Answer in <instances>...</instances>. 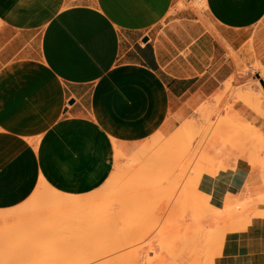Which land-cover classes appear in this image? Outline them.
Here are the masks:
<instances>
[{"label": "crops", "instance_id": "1", "mask_svg": "<svg viewBox=\"0 0 264 264\" xmlns=\"http://www.w3.org/2000/svg\"><path fill=\"white\" fill-rule=\"evenodd\" d=\"M181 1L0 0V210L42 181L67 196L91 193L113 173L116 152L155 139L157 164L139 180L144 204L134 212L143 214L133 218L192 220L184 215L192 194L215 210L249 197L263 171L247 159L214 175L194 173L195 160L184 179L155 177L180 170L183 152L164 155L171 139L181 146L194 134L190 151L198 154L204 111L222 124L221 139L230 126L252 129L233 136L243 142L233 154H264V99L247 103L264 81L256 71L258 84L240 79L263 36L264 0H205V8ZM167 201H178L176 211ZM254 213L224 235L212 264H264V202Z\"/></svg>", "mask_w": 264, "mask_h": 264}, {"label": "rangeland", "instance_id": "2", "mask_svg": "<svg viewBox=\"0 0 264 264\" xmlns=\"http://www.w3.org/2000/svg\"><path fill=\"white\" fill-rule=\"evenodd\" d=\"M191 4H192L191 2L186 4L185 0H182L181 3L179 2L178 5L183 7V6H187V5L189 6ZM262 35L263 36L256 41V44H255L256 48H254V50H253V59H252V62L250 64L251 71H249L248 68H245L244 71L241 74V78L240 79L242 81L246 80L245 82H247V83L256 82L258 84V81L256 79L252 80V78L254 79V71H256L257 73L260 72V69L256 68V63H260V66L262 65V68L264 69V26L262 28ZM245 73H247V74H245ZM257 112L259 114H263L262 110H260L258 107H257ZM203 125H204V127H203ZM197 129H198V131L200 133V140H199V142L196 145L197 147L195 146L196 149L198 148V150H197L198 154H196L197 152H193V150L190 151L191 150L190 146H192L191 142L189 141L191 139L190 138L187 141L188 143H190V145L188 144L189 146H187V144L185 143L186 144L185 146L187 147V148L185 147L186 148L185 151H183L184 150V145L179 146L180 147L179 150L184 153V157H185V158L184 157L180 158L178 156V161L177 162L179 163L178 168H180V170L172 171V172L168 171L167 176L165 175L164 172H161V173H159V174H157L155 176L156 178H163V179H165V178H168V179H173V178H177L178 179V178H180V179H184V178L187 177L186 173H188L185 170V166H189L195 160L196 161H195L194 166L192 168V171L194 173H196V174L208 173V174L214 175L221 169H227L229 167L232 168L234 163L239 158L245 159V160L247 159L249 161L250 165L260 164L262 166V171H263L262 173L263 174L260 176V178L256 179L255 183L252 186V190L250 191L249 197H246L244 200L232 199L231 202L227 203L224 206V208L221 209V210H215V209L210 208L205 202H202V201H200L198 199H195L193 197V194H192L191 200H189L184 205L185 206V214L184 215L186 216L187 213H189L188 211H190L191 212V216H193V220L195 219V221L188 220V223L193 222L191 229H192V232H194L193 233L194 240H192V238H193V236H192V238L190 240L193 241V242H190V244L192 243L191 245H193V243H194V245H193V248H192L193 250L189 249L190 252L193 251V254L191 253V255H189L190 253L188 251H186L188 254L185 253V250L188 248L187 246L189 245V244L187 245L186 243H189V242H186V240H185L184 243L181 242V241H184V240H182L181 239L182 236L179 237V234H178L179 233L178 231L182 230L183 228L182 229H180V227L177 228L176 231L178 233L176 232V234H175V231L173 232L172 230H170L171 232L168 231L169 233L165 232L166 230L170 229L169 227H171L170 225L172 224V220H173L172 218H169V219H165V218H145V219L144 218H134L133 219V217H128L130 215L143 214V213H135L134 212L135 210H138V207H141V205H143V203L141 204V203L138 202V199H140V197H141V192L137 193L136 189L140 190V187H138V184H140L139 180H141L142 178H144L146 180L151 178V176L149 174V172H151V169H149V168H147L145 166H147L148 163L151 164V161H154V158H153V160L150 159L151 154L153 155L154 152H149L148 154L146 153V154H144V156H143V154H139L141 149L143 150V146L142 145H140L138 147V150H137L138 153L135 152V151H132V150L123 151L121 149L119 150L120 151V153H119L120 155L117 154V152H116V164H115V169H114L113 173L104 182V184L102 186H100L95 191L84 195L87 198H90V196L94 195V196H92V198L93 197H97V198H94V199H98V200H99V198H102L101 201H99V202L94 200V199L92 200V201H96V203L92 202L93 205L91 206V209L97 210L98 208H100V209H98V212H101L99 210H101L102 208L106 209V210L108 208H110L109 212H114L117 209H114V211H111V205L114 204V202H115L116 206L112 205L113 208L117 207L119 209V204L118 203H120V201L122 202L123 199H124L123 202L125 203V205H124L123 202L120 203L121 208L123 210L121 208H120V212H119V210H117V212H115V214H117V215L119 214V215L118 216L114 215L115 217L112 216L114 218L113 220L110 221L108 218L107 219H105V218L103 219L102 217H101L102 218L101 219L100 218V214H99V216L96 215L97 217H95V218L94 217L90 218L91 220H89V218H88V220L85 221L86 224L83 222L84 224L83 223H77V224L76 223H72V225H71V224H68V223L63 224V221H61L62 225H54V226H51L49 228H44L42 226L46 222V220H44V218L49 213H47L44 210L47 215H45V217L41 216L43 213L45 214V212L42 211V214L40 215L41 210L43 209L41 207L42 209L40 208V211L37 210V211H34L31 214H34L35 212L37 213L39 211V215H37V217L40 216V217H42V218L44 217V218L43 219H39V220L37 219L38 221H36V224H34V226H28V228L22 227V228H25L23 230V231H25V234L23 236H21V237L19 236V239H13V240L9 239L10 241L8 240V242H6L4 240V238L5 237L8 238L7 234L5 236L3 235L5 233L4 232L5 229L2 230V228H0L1 232L2 233L4 232L2 234L4 237L0 238V239H3L4 242H6V243H3L4 244L3 245L4 248H5V245H6V246L9 247V248L8 247L7 248L11 249V250L12 249H15V250L16 249H18V250L20 249L19 252H21L23 249L25 251V249H28V248L30 250H31V248H32V250L36 249L35 251H37V249H39V250H41V249L42 250H48L49 253L56 254V257H59L61 255V256L67 257L68 259L71 258V257L77 256V255L93 256L95 254H100L101 256H104L97 262V264H175V263L176 264H183V263H186V264L187 263L188 264H212V259L217 254L218 247H219L220 242L222 241L224 235L227 232H229V231H235V230L243 229L244 221L248 220L246 217L247 216H249V217L256 216V214L254 213L256 205L259 202H264V195L260 196V194L264 193V182L262 181V179H264V154H258L256 156V154H254V153L253 154H247V155H239V154H233L232 153V150H233L232 148L239 147V146L243 145L242 141H240L238 138H233V136L234 135L235 136L236 135L239 136V133L245 132L247 130L251 131L252 129L250 127L249 128H238V127H235V126H230L228 129H226V136L223 139H221V138H219L217 136L220 135V134L218 135V131L221 132L222 124L218 123V122L217 123L216 122L215 123L210 122L209 119H207V114L204 111L199 117V123H198ZM200 131L202 132L203 135H201ZM205 136H208V137L210 136V138L207 139V138H205ZM253 140H250V141L253 142ZM170 141H172V139ZM191 141H192V139H191ZM209 141L212 142V143H210V145H208ZM153 142H154V144L155 143H159L157 141V139H155L154 141H152L149 144V145H151L150 147H154L153 146L154 145ZM169 143L167 142L166 143L167 145L165 144V149L166 150L168 149L170 151V149L168 147H170V148L172 147L173 148L174 147L173 146L174 142H173V144H170V146L168 145ZM149 145H147V148L149 147ZM253 145H255V142L253 143ZM150 147H149V149H150ZM116 149H118V148H116ZM174 149H175V147L171 151L172 152H174V151L176 152V149L175 150ZM148 151H146V152H148ZM169 151H167L168 154L166 152H165V154L171 155L172 152H169ZM141 153H142V151H141ZM133 154H135V156H136L135 158H138V159H134ZM149 155H150V157H149ZM118 156H120V157H118ZM148 158H149V161H148ZM146 161H148V163ZM144 164H146V165H144ZM149 164H148V166H149ZM143 167H144V172H146V174L143 172ZM142 174H143V176H142ZM121 188H123V190H124L123 194L125 196L124 195L122 196V195L118 194V191ZM174 189H176V188H174ZM180 189L181 188L176 189V190H180ZM191 191L193 193L194 187H191ZM48 196L51 197L50 194ZM258 196H260V197H258ZM171 197H169L168 199L170 200ZM61 198H63V197H61ZM125 199H127V200H125ZM56 202H58V201H56ZM60 202L61 201L59 200V203ZM110 202L111 203L113 202V203L110 204ZM129 202H131V203L133 202V203L131 204ZM128 203L130 205H128ZM172 203L173 202H171V201H167L166 203L163 204V206H166V208L169 210V208H171V206H173L174 204L176 206L178 205L177 204L178 201H176V203L174 202L173 205H172ZM43 204H45V203H42V205ZM117 204H118V206H117ZM87 205H91V203L87 204ZM108 205H110V207ZM17 206H19V205H17ZM17 206H15V207H17ZM102 206H104V207H102ZM128 206H129V209H130L129 211H127L128 209L127 210L125 209V207L127 208ZM84 207H85V205H84ZM178 208H179V210H182L183 206L179 205ZM44 209H46V208H44ZM206 209L213 210L215 213L211 212V211H207L206 212L205 211ZM86 210L88 211L89 209H86ZM86 210L84 212H82V213L86 214ZM121 210H122V212H121ZM2 211H4V210H2ZM9 212H6V213L8 214ZM88 212H90V211H88ZM98 212H97V214H98ZM109 212H107V213H109ZM12 213L14 214V211ZM12 213H11L10 217H12ZM17 213L18 212H16L15 214H17ZM82 213H80V214H82ZM94 213H92V214H94ZM107 213L106 214L103 213V214L107 215ZM0 214H1L0 217L2 216L1 217L2 219L0 221L3 220L2 222H0V223H2L1 224V226H2L3 224L6 223V221H8L9 217L7 218V216H9V214L8 215L5 214V218L3 217L2 213H0ZM89 214H91V212ZM103 214H102V216H104ZM127 214H129V215L127 216V218H125L126 217L125 215H127ZM13 217L16 219V217L14 215H13ZM121 217H123V219H121ZM12 218H10V219H12ZM117 218L119 219L118 220V224L116 223ZM124 218H125V220H124ZM10 219H9L10 222L8 221L9 224H11V222H12ZM15 219L13 220L14 221L13 223H15V221H16ZM120 219H121V222H120ZM49 220H51V219H49ZM101 220H103V221L101 222ZM107 220L109 222H112V221L113 222L109 224ZM147 220H148V223H147ZM162 220H163L164 223L162 222ZM175 220H176V218H174V220H173L174 223L176 221L178 223H183V222H185L186 219H177L176 221ZM181 220H182V222H181ZM165 221H167V222H165ZM16 222H18V220ZM186 222H187V220H186ZM8 223L6 224L7 226H8ZM18 223H20V222H18ZM18 223H16V225ZM50 223H48V224H50ZM57 223L58 222H56V224ZM137 223L138 224L140 223L141 225L140 224L138 225ZM78 224H79V226H78ZM88 224H90V225H88ZM123 224L125 225L124 227H123ZM143 224H144V226H146V228H144ZM163 224H165V225H163ZM211 224H213L212 227H210V228L207 227V226H209ZM19 225H21V224H19ZM134 225H135V227H134ZM174 225L172 224V226H174ZM178 225L177 226L175 225V227H178ZM141 226H143V227H141ZM165 226H166L167 229L165 228ZM4 227H6V226L4 225ZM159 227H162L164 232ZM12 228H13V226H12ZM97 228L100 231L97 230ZM131 228H133V229H131ZM139 228H142V229H139ZM9 229L11 230V228H9ZM104 229H107V231L104 230ZM137 229H139L138 230L139 232L136 231ZM64 230H65V232H64ZM117 230H119V231H117ZM185 230H187V229H185ZM6 231H7V229H6ZM12 231H14V230H12ZM121 231H123V232L125 231V232L123 233ZM159 231L161 232V234H160ZM21 232H22V230H21ZM80 232H82V233H80ZM131 232L133 233V235H132ZM134 232H136L135 233L136 235L134 234ZM155 232L158 234L159 238H158V236H157V234ZM189 232L191 233L190 229H189ZM189 232H188V234H189ZM16 233H15V235H16ZM100 233L101 234L103 233L102 236H101ZM117 233H118V236H117ZM162 233H164V234H162ZM11 234L12 233H10V235ZM80 234H82V235H80ZM168 234H171V236H169ZM181 234H183V232ZM2 235H0V236H2ZM10 235H8V236H10ZM21 235H22V233H21ZM184 235H186V234H184ZM190 235L191 234L187 235V239L190 237ZM123 236H125V237H123ZM141 236H143L144 238H142ZM10 237H14V236H10ZM16 237H18V236H16ZM140 237H141V239H140ZM125 238L129 242L124 241L123 239H125ZM137 238H139V240L136 242ZM185 238H186V236L184 237V239ZM76 239H78V240H76ZM79 239H80V241H79ZM111 239H113V240H111ZM148 239H149V241H148ZM3 240H0V242H1L0 245L2 244ZM162 240H163V242H162ZM172 240L173 241L176 240L177 242L176 241L173 242ZM81 241L84 242V245H81V244H83V243H81ZM100 241H102V242H100ZM150 241H152V242H150ZM73 243H76L77 246L75 244H73ZM143 243H145V244H143ZM170 243H172V244H170ZM174 244H178L179 247H178V245H174ZM180 245H183V246H180ZM184 246L187 247V248H185ZM122 247H123V249H122ZM154 247H156L157 249L155 250ZM175 247H176V249H175ZM181 247L183 249L180 251ZM190 247H192V246H190ZM177 248H179V249L177 250ZM159 249H161V250H159ZM30 250H28V251L30 252ZM28 251H27V253H28ZM144 251H146V252H144ZM178 251H179V253H178ZM182 251H184V252H182ZM38 252L39 251H37V254H38ZM43 252H45V251H43ZM165 252H166V254H165ZM168 252H169V254H167ZM27 253L26 254L23 253L24 255H22V256H21L22 253H20L19 255L21 257L29 256L26 260H24V262L25 261L28 262V261H30V259H32L31 261L35 263V261H33V258H30V254H32V251L28 255H27ZM171 253H173V254L171 255ZM43 254L44 253H41L40 256H43ZM45 254L47 255V252ZM150 254H151V256H150ZM33 255H35V258L37 256V258L40 259V256H38L36 254H33ZM49 255H51V254H49ZM57 255H59V256H57ZM169 255H171V256H169ZM185 255H186L187 259L185 257L183 258V256H185ZM20 256H18V257H20ZM189 256H191V258H192V259H190L191 262L188 260ZM18 257L15 258L16 261L13 260L14 258L10 259L8 261H11V264H15V263H12V260H13V262L21 263V261L23 262V260H21V259H25V258H21L20 257V260H17ZM32 257H34V256H32ZM51 257H52V255H51ZM43 258H44V256H43ZM54 259H56V258H54ZM167 259H168V261H167ZM42 260L43 259L41 257V259L38 260V262L39 261L42 262ZM52 261H53V259H52ZM32 262H31V264H32ZM43 262H46V259H45V261L43 260ZM37 263H35V264H37ZM24 264H26V262ZM27 264H29V263H27Z\"/></svg>", "mask_w": 264, "mask_h": 264}, {"label": "bare ground", "instance_id": "3", "mask_svg": "<svg viewBox=\"0 0 264 264\" xmlns=\"http://www.w3.org/2000/svg\"><path fill=\"white\" fill-rule=\"evenodd\" d=\"M178 3V2H177ZM181 3V2H180ZM194 5H196L197 7H199V8H205L206 6H205V0H196L195 1V4ZM178 7V6H177ZM196 8V7H195ZM256 68H258V69H260V72L258 73V76H259V78H261V79H263V81H264V69L262 68V66H260L258 63H256ZM242 71V70H241ZM258 80V79H257ZM256 83V82H255ZM249 84V83H248ZM260 85V84H259ZM228 87H229V84L227 85ZM248 86V85H247ZM246 86V89H248V87ZM250 87V86H249ZM253 87V86H252ZM252 87H250L251 89H252ZM249 88V90L250 91H248V90H246V92L247 93H251V89ZM256 88V87H255ZM254 88V89H255ZM245 92V91H244ZM254 91L252 90V93H253ZM257 94H258V97H255V96H253L252 98H251V100H253V102H250L249 101V99H248V104H252V103H254V101H255V104H257L258 105V102L260 101V99H264V92L262 91V89L259 87L258 89H257V91H255ZM255 93V94H256ZM222 94V93H221ZM254 94V93H253ZM220 96V95H219ZM241 96H242V94H241ZM245 95H243L242 97H244ZM247 96H245L244 97V99L246 98ZM249 97V96H248ZM258 99H259V101H258ZM217 101H218V99H217ZM245 101H247V98H246V100ZM257 101V102H256ZM216 103V102H215ZM216 105V104H215ZM253 105V104H252ZM217 106V105H216ZM258 108H259V106H257ZM263 107V106H262ZM260 109V108H259ZM208 119V118H207ZM205 120V119H204ZM187 122V121H186ZM184 125V124H183ZM188 127H190L188 124L187 125H185V126H183V129H182V131L180 132V133H182L181 135H184L188 130H190V129H188ZM203 127H204V125H203ZM206 127V126H205ZM195 129V128H194ZM204 129V128H203ZM192 130H193V127H192ZM191 130V131H192ZM201 130V129H200ZM203 131V130H202ZM206 131V130H205ZM201 132V131H200ZM190 133V132H189ZM197 133H199V132H197ZM205 133V132H204ZM192 134H193V132H192ZM191 135V134H190ZM201 135H203L202 134V132H201ZM176 136V135H175ZM193 136H194V134H193ZM193 136H191V139H192V137ZM200 136V135H199ZM181 137V136H180ZM188 137H190L189 135H188ZM190 139V138H189ZM191 139L189 140L190 142H191ZM198 139V138H197ZM196 139V140H197ZM170 142V143H169ZM173 142H174V147H175V149L177 150H179L180 149V147L178 146V144H177V140L176 139H174V140H172V141H168V145L170 146V144H173ZM176 142V143H175ZM183 142V141H182ZM186 144H187V146H189L190 145V143H188V142H185ZM181 144V145H184V150L183 151H185V149L187 148L185 145L186 144ZM153 144H154V142H153ZM152 144V145H153ZM158 144V143H157ZM176 144V145H175ZM189 144V145H188ZM118 145V144H117ZM143 145H145L146 146V144H142V146ZM167 145V144H166ZM145 146H143V148H146V149H141V151L142 152H144L145 150L146 151H148V150H151V148H153V147H150L151 145H149V147H150V149H149V147L147 148V147H145ZM154 146V145H153ZM159 146V145H158ZM178 146V147H177ZM137 147V146H136ZM155 147H157V145L155 146ZM173 147V148H174ZM186 147V148H185ZM162 148V147H161ZM169 149H170V151L167 149L165 152L167 153V151H169V152H172L171 150L173 149L172 147V149L170 148V147H168ZM135 149V148H134ZM148 149V150H147ZM155 150H156V148H154ZM154 149H153V151H154ZM174 149V150H175ZM128 150V149H127ZM137 150H138V148H137ZM165 150V149H164ZM135 151V150H134ZM141 151H140V153H141ZM145 151V152H146ZM162 151V150H161ZM150 151H148V153H149ZM151 152H152V150H151ZM157 152H158V150H157ZM135 153V152H134ZM147 153V154H148ZM159 153V152H158ZM164 153V152H163ZM188 153V152H187ZM118 154V153H117ZM136 154V153H135ZM135 154H133V156H134V159H138V158H135L136 156H135ZM145 154V153H144ZM168 154V153H167ZM180 154V153H179ZM181 154H182V152H181ZM120 155V154H119ZM152 155V154H151ZM160 155H162V157H163V154H160ZM164 155H166L165 153H164ZM144 156V155H143ZM146 156V155H145ZM148 156V155H147ZM153 156V155H152ZM118 157H120V156H118ZM149 157H150V155H149ZM180 158H181V156H179ZM133 159V158H132ZM165 158L163 157V159L162 160H164ZM151 160H153V158H151ZM150 160V161H151ZM137 161V160H136ZM148 161H149V158H148ZM148 161H146V162H148ZM152 162H154V161H151V164H149V166H148V164H147V166H145V167H147V168H151V166L153 165L152 164ZM154 163H156V161L154 162ZM137 164V163H136ZM157 164V163H156ZM160 164V163H159ZM145 165V164H144ZM151 165V166H150ZM153 167V166H152ZM155 167V166H154ZM163 168V167H162ZM153 170L154 169H156V168H152ZM119 170V169H118ZM159 170V169H158ZM142 171V170H141ZM143 172H144V169H143ZM145 174H146V172H144ZM143 173V174H144ZM150 173H152V172H149V174ZM158 173V172H157ZM143 174H142V176H143ZM153 176V175H152ZM141 177V176H140ZM116 179V178H115ZM119 179V178H118ZM124 186V185H123ZM50 194V196L51 197H49L48 195ZM145 195V194H144ZM92 196H94V195H92ZM92 196H90V198H87L86 196H84V195H81V196H67V195H63V194H61V193H59V192H57L56 190H54L53 188H51L48 184H46L44 181H42L41 183H39V185H37V187H36V189L34 190V193L32 192V196H30L25 202H23L22 204H19V206H17V207H13V208H9V209H6V210H4V211H2V210H0V213H2V215H3V217L5 218V214H7L6 212H9L8 214H9V216H7V218L9 217V219L10 218H12L13 217V215L16 217V221L18 220V222H20V223H18V222H16L15 221V223H13L14 221V219L12 220V219H10L12 222H11V224H9L8 223V221H9V219H8V221H6V223L5 224H3L2 226H1V224L2 223H0V228H2V230H4V234L1 232V230H0V235H6L7 234V237L8 238H4V240L6 241V242H8V240L10 239H19V236L21 237V236H23L24 234H25V231H23L25 228H28V226H34V224H36V221H38L39 219H43L44 217H45V215H47L46 214V212L47 213H49L45 218H44V220H46V222L44 223V225H42L44 228H49V227H51V226H54V225H62V223H61V221H63V224H66V223H68V224H71L72 225V223H85V221H87L88 220V218H89V220H91L90 218H95V217H97L96 215H98L99 216V214H100V218L102 217L103 219L105 218V219H109L110 221L111 220H113L114 218L112 217V216H114V215H116V216H118L117 214H115V212H117V210H119V212H120V208H121V205H120V203H122L123 201H124V199H123V201L121 202L120 201V203H118L119 204V209L116 207V208H113V206H116V204H115V202H114V204H112L111 202H110V204H112L111 205V211H114V209H117L116 211H114V212H109L110 211V208H108L107 210L106 209H103L102 207H104V206H102L101 208V210H99V211H101V212H98V209H100V208H98L97 210H93V209H91V206L93 205V203H96V201H101V199L102 198H99V200L98 199H94V198H97V197H93L92 198ZM125 196V195H124ZM61 197H63V198H61ZM89 197V196H88ZM96 200V201H92V200ZM58 201V202H56V201ZM59 200L61 201L60 203H59ZM121 200V199H120ZM125 200H127V199H125ZM132 200V199H131ZM142 200V199H141ZM141 200H139V201H141ZM146 200V199H145ZM133 201V200H132ZM143 201V200H142ZM93 202V203H92ZM126 202V201H125ZM135 202V201H134ZM144 202V201H143ZM154 202V201H153ZM42 203H45V204H43L42 205ZM91 203V205H87V204H90ZM104 203V202H103ZM124 203V202H123ZM127 203V202H126ZM129 203H131V202H129ZM128 203V205H130ZM133 203V202H132ZM131 203V204H132ZM150 203V202H149ZM160 203V202H159ZM176 203V202H175ZM100 204V203H99ZM109 204V203H108ZM118 204H117V206H118ZM136 204V203H135ZM138 204V203H137ZM142 204V203H141ZM144 204V203H143ZM157 204V203H156ZM171 204V203H170ZM178 204V203H177ZM84 205H85V207H84ZM97 205V204H96ZM106 205V204H105ZM123 205V204H122ZM124 205H125V203H124ZM172 205H173V203H172ZM95 206V205H94ZM101 206V205H100ZM109 207H110V205H108ZM136 206V205H135ZM157 206V205H156ZM171 206V205H170ZM175 204H174V206H171V208H175ZM43 209H42V208ZM106 207V206H105ZM146 207V206H145ZM148 207V206H147ZM154 207V206H153ZM39 208V209H38ZM40 208L42 209L41 210V213H40V215L42 214V211H44L45 212V214L43 215H41V216H44L43 218L42 217H40V216H38L37 217V215H39V211H40ZM44 208H46V209H44ZM97 208V207H96ZM107 208V207H106ZM113 208V209H112ZM148 208H150V206L148 207ZM151 208H152V206H151ZM150 208V209H151ZM170 208V209H171ZM172 209V210H175V209ZM65 209V210H64ZM67 209V210H66ZM86 209H89L88 211H90L91 212V214H89L90 212H88ZM91 209V210H90ZM122 209V208H121ZM125 209L127 210V211H129L130 209H129V206L126 208L125 207ZM132 209V208H131ZM160 209V208H159ZM177 209H179L178 207H177ZM37 210H39L37 213L35 212L34 214H31V213H33L34 211H37ZM86 210V214H83L82 212H84ZM93 210V211H92ZM104 212H103V211ZM123 210V209H122ZM122 210H121V212H122ZM149 210V209H148ZM171 210V211H172ZM14 211V214L12 213ZM98 212V214H97V212ZM126 211V212H127ZM176 211V210H175ZM178 211V210H177ZM16 212H18L17 214H15ZM65 212V213H64ZM88 212V213H87ZM95 212V213H94ZM107 212H109V213H107ZM125 212V211H124ZM131 212V211H130ZM129 212V213H130ZM167 212V211H166ZM170 212V211H169ZM172 212H174V211H172ZM11 213H12V217H10V215H11ZM80 213H82V214H80ZM92 213H94V214H92ZM104 213V214H106L107 213V215H104V216H102V214ZM128 213V212H127ZM150 213V212H149ZM171 213V212H170ZM176 213V212H175ZM174 213V214H175ZM7 214V215H8ZM36 214V215H35ZM123 214V213H122ZM121 214V215H122ZM125 214V213H124ZM158 214V213H157ZM160 214V213H159ZM169 214V213H168ZM251 214V213H250ZM1 215V214H0ZM129 214H127V215H125L124 217L125 218H127V216H128ZM140 215V214H139ZM173 215V214H172ZM172 215H169V217L170 216H172ZM182 215V214H181ZM37 218H36V217ZM131 216V215H130ZM166 216V218H167V214L165 215ZM174 216V215H173ZM177 216V215H176ZM176 216H175V218H176ZM2 217V216H1ZM0 217V220L2 219ZM40 217V218H39ZM110 217V218H109ZM115 217V216H114ZM132 217V216H131ZM148 217V216H147ZM177 217H180V215L179 216H177ZM193 217V216H192ZM3 218V219H4ZM101 218V219H102ZM120 218V217H119ZM125 218H124V220H125ZM139 218V217H138ZM144 219H145V217H143ZM153 218V217H152ZM155 218V217H154ZM156 218H157V216H156ZM183 218V217H182ZM248 220L247 221H244V226H243V229L249 224V222H250V220H252V216L251 217H249V216H247L246 217ZM38 219V220H37ZM49 219H51V220H49ZM121 219H123V217H121ZM121 219H120V222H121ZM134 219V218H133ZM143 219V220H144ZM173 220H174V217L172 218ZM178 219V218H177ZM176 219V220H177ZM49 220V221H48ZM66 220V221H65ZM94 220V219H93ZM118 218H117V220H116V223L118 224ZM127 220V219H126ZM131 220V219H130ZM137 220V219H136ZM172 220V224L174 225H178V227H175V225L174 226H172V224L170 225L171 227H169L170 229L169 230H166L167 228H166V226H165V232L166 233H169L168 231H170V230H172L173 232L175 231V234H176V229L177 228H179L180 227V229H182V230H180V231H178L177 233L179 234V237L180 236H182L181 237V239L182 240H184V241H181V242H185V240H186V242H189V243H186L188 246V248L187 247H185V248H187L186 250H185V253L186 254H188L186 251H188L190 254L189 255H191V253L193 254V251L192 252H190L189 251V249H191V250H193L192 248H193V245H194V243H193V245H191L190 244V242H193V241H191L190 239L192 238V236H193V233L194 232H192V229H191V227H192V224H193V222H191V223H188V220H187V222H186V220H185V222H183V223H178L176 220V222L178 223H174V221ZM3 221V220H2ZM2 221H0V222H2ZM4 221V222H5ZM103 220H101V222H102ZM108 221V220H107ZM123 221V220H122ZM141 221V220H140ZM180 221V220H179ZM192 221H195V219L193 220L192 219ZM10 222V221H9ZM35 222V223H34ZM51 222V223H50ZM56 222H58L57 224H56ZM95 222V221H94ZM100 222V221H99ZM106 222V221H105ZM113 222V221H112ZM112 222H109L108 221V223L110 224V223H112ZM115 222V221H114ZM125 222V221H124ZM133 222V221H132ZM154 222V221H153ZM162 222H163V220H162ZM161 222V223H162ZM165 222H167V221H165ZM181 222H182V220H181ZM190 222V221H189ZM8 223V226L6 225ZM16 226H14L13 224ZM16 223H18L17 225H16ZM48 223H50V224H48ZM61 223V224H60ZM83 223V224H84ZM123 223V222H122ZM121 223V224H122ZM127 223V222H126ZM141 223V222H140ZM139 223V224H140ZM147 223H148V220H147ZM164 223V222H163ZM195 223V222H194ZM19 224H21V225H19ZM48 224V225H47ZM86 224V223H85ZM96 224V223H95ZM116 224V225H117ZM138 224V223H137ZM138 224V225H139ZM183 224V225H182ZM4 225L6 226V227H4ZM13 226V228H12V226ZM19 225V226H18ZM88 225H90V224H88ZM101 225V224H100ZM141 225V224H140ZM153 225V224H152ZM151 225V226H152ZM163 225H165V224H163ZM182 225V226H181ZM189 225V226H188ZM74 226V225H73ZM78 226H79V224H78ZM109 226V225H108ZM125 225L123 224V227H124ZM143 226H144V224H143ZM143 226H141V227H143ZM185 226V227H184ZM187 226V227H186ZM19 229H18V228ZM22 227H25V228H22ZM85 227V226H84ZM102 227V226H101ZM118 227V226H117ZM121 227V226H120ZM122 227V228H123ZM133 227V226H132ZM134 227H135V225H134ZM9 228H11V230L9 229ZM42 228V227H41ZM76 228V227H75ZM89 228V227H88ZM100 228V227H99ZM121 228V229H122ZM129 228V227H128ZM144 228H146V226H144ZM161 230H163L162 229V227H159ZM191 230V233L189 232V229ZM195 228V227H194ZM6 229H7V231H6ZM9 229V230H8ZM17 229V230H16ZM68 229V228H67ZM85 229V228H84ZM114 229V228H113ZM119 229V228H118ZM131 229H133V228H131ZM139 229H142V228H139ZM139 229H137L136 231H138ZM153 229V228H152ZM159 229V230H160ZM185 229H187V230H185ZM12 230H14V231H12ZM20 230V231H19ZM21 230H22V232H21ZM97 230H99L98 228H97ZM104 230H106L107 231V229H104ZM109 230V229H108ZM127 230V229H126ZM125 230V231H126ZM135 230V229H134ZM144 230V229H143ZM160 230V231H161ZM18 233H16V232ZM82 231V230H81ZM100 231V230H99ZM111 231V230H110ZM114 231V230H113ZM117 231H119V230H117ZM124 231V232H125ZM147 231V230H146ZM159 231V232H160ZM189 232V234H191L190 235V237L187 239V235H189L188 234V232ZM7 232V233H6ZM24 232V233H23ZM51 232V231H50ZM64 232H65V230H64ZM79 232V231H78ZM121 232H123V231H121ZM123 232V233H124ZM128 232V231H127ZM139 232V231H138ZM137 232V233H138ZM150 232V231H149ZM148 232V233H149ZM163 232H164V230H163ZM171 232V231H170ZM183 232V234H181V233ZM186 232V233H185ZM10 233H12L11 235H10ZM15 233H16V235H15ZM21 233H22V235H21ZM45 233V232H44ZM80 233H82V232H80ZM96 233V232H95ZM94 233V234H95ZM109 233V232H108ZM132 233V232H131ZM136 232H134V234H135ZM156 233V232H155ZM91 234V233H90ZM98 234V233H97ZM101 234V233H100ZM103 234V233H102ZM102 234H101V236H102ZM105 234V233H104ZM121 234V233H120ZM127 234V233H126ZM144 234V233H143ZM157 234V233H156ZM160 234H161V232H160ZM162 234H164V233H162ZM181 234V235H180ZM184 234H186V235H184ZM0 236V238H3L4 236ZM8 235H10V236H14V237H10V236H8ZM80 235H82V234H80ZM122 235V234H121ZM128 235V234H127ZM126 235V236H127ZM132 235H133V233H132ZM136 235V234H135ZM169 236H171V234H168ZM16 236H18V237H16ZM99 236V235H98ZM109 236V235H108ZM117 236H118V233H117ZM149 236V235H148ZM157 236H158V234H157ZM164 236V235H163ZM186 236V238L184 239V237ZM10 237V238H9ZM43 237V236H42ZM75 237V236H74ZM100 237V236H99ZM123 237H125V236H123ZM128 237V236H127ZM132 237V236H131ZM142 238H144L143 236H141ZM141 237H140V239H141ZM156 237V236H155ZM76 238V237H75ZM104 238V237H103ZM109 238V237H108ZM154 238V237H153ZM158 238H159V236H158ZM157 238V239H158ZM114 239V238H113ZM113 239H111V240H113ZM132 239V238H131ZM171 239V238H170ZM169 239V240H170ZM177 239V238H176ZM0 240H3V239H0ZM4 240H3V242H2V244L0 245V264H11V261H8V260H10V259H13V260H15L16 261V259L15 258H17L18 256H20L19 254L20 253H22L21 254V256L22 255H24V254H26L27 253V251L28 250H30L29 248L28 249H25V251H24V249L21 251V252H19L20 251V249L18 250V249H8L9 247L8 246H6L5 245V248H4V244L3 243H6V242H4ZM9 240V241H10ZM76 240H78V239H76ZM124 241H127V242H129L128 240H126V238L125 239H123ZM139 240V238H137V240H136V242ZM147 240V239H146ZM159 240V239H158ZM188 240V241H187ZM192 240H194V236H193V238H192ZM24 241V240H23ZM59 241V240H58ZM79 241H80V239H79ZM97 241V240H96ZM123 241V242H124ZM135 241V240H134ZM148 241H149V239H148ZM173 241V240H172ZM171 241V242H172ZM174 241H176V240H174ZM173 241V242H174ZM76 242V241H75ZM100 242H102V241H100ZM144 242V241H143ZM150 242H152V241H150ZM162 242H163V240H162ZM165 242V241H164ZM177 242V241H176ZM1 243V242H0ZM56 243V242H55ZM81 243H83V244H81V245H84V242H82L81 241ZM109 243V242H108ZM180 243V242H179ZM61 244V243H60ZM73 244H75L76 245V243H73ZM113 244V243H112ZM135 244V243H134ZM143 244H145V243H143ZM170 244H172V243H170ZM185 244V245H186ZM149 245V244H148ZM174 245H178V244H174ZM51 246V245H50ZM77 246V245H76ZM122 246V245H121ZM126 246V245H125ZM170 246V245H169ZM168 246V247H169ZM180 246H183V245H180ZM190 246H192V247H190ZM8 247V248H7ZM173 247V246H172ZM178 247H179V245H178ZM149 248V247H148ZM184 248V249H185ZM34 249V248H33ZM79 249V248H78ZM122 249H123V247H122ZM125 249V248H124ZM170 249V248H169ZM175 249H176V247H175ZM179 248H177V250H178ZM183 248L181 247V249H180V251L182 250ZM36 250V249H35ZM35 250H32V248H31V250H30V252L32 251V254H30V258H33V261H35V263H37L38 262V260H40L41 259V257H42V259L45 261V259H46V262H43V260H42V262H38L37 264H97V262L102 258V257H104V256H101L100 254H95V255H93V256H83V255H77V256H74V257H71V258H67V257H65V256H59V255H57V256H59V257H56V254H53V253H49V251L48 250H39V249H37V251H39L38 252V254L40 253H44L43 254V256H44V258H43V256H40V254L38 255L37 254V251H35ZM159 250H161V249H159ZM41 251V252H40ZM43 251H45V252H43ZM75 251V250H74ZM125 251V250H124ZM127 251V250H126ZM170 251V250H169ZM18 254H17V253ZM26 252V253H25ZM29 251H28V253H27V255L30 253ZM47 252V255L45 254ZM67 252V251H66ZM144 252H146V251H144ZM182 252H184V251H182ZM24 253V254H23ZM162 253V252H161ZM178 253H179V251H178ZM17 254V255H16ZM33 254H36V255H38V256H40V259L39 258H37V256H36V258H35V255H33ZM49 254H51L52 255V257H51V255H49ZM68 254V253H67ZM165 254H166V252H165ZM167 254H169V252L167 253ZM173 253H171V255H172ZM34 256V257H32V256ZM46 255V256H45ZM171 255H169V256H171ZM178 255V254H177ZM20 256V257H21ZM55 256V257H54ZM20 257H18V259L17 260H20ZM29 256H24V257H21V258H25V259H21V260H23V262H24V260H26L27 258H28ZM49 257V258H48ZM159 257V256H158ZM186 258L187 259V257H186V255L185 256H183V258ZM29 258V259H30ZM35 258V259H34ZM48 258V259H47ZM54 258H56V259H54ZM160 258V257H159ZM52 259H53V261H52ZM185 259V260H186ZM190 259H192L191 258V256H189L188 257V260L191 262V260ZM13 260H12V263H15V264H24L25 262H26V264L27 263H29V264H31V260L32 259H30V261H25L24 263L21 261V263H17V262H13ZM51 260V261H50ZM167 261H168V259H167ZM187 261V260H186ZM188 261V262H189ZM189 262V263H190ZM34 262H32V264H33ZM34 263V264H35ZM175 263V262H174ZM176 264V263H175ZM183 264H186V263H183ZM188 264V263H187Z\"/></svg>", "mask_w": 264, "mask_h": 264}, {"label": "water", "instance_id": "4", "mask_svg": "<svg viewBox=\"0 0 264 264\" xmlns=\"http://www.w3.org/2000/svg\"><path fill=\"white\" fill-rule=\"evenodd\" d=\"M262 86L264 87V83L261 81Z\"/></svg>", "mask_w": 264, "mask_h": 264}]
</instances>
